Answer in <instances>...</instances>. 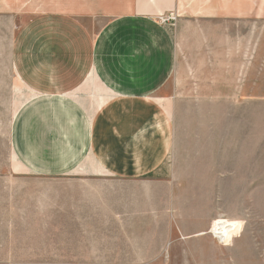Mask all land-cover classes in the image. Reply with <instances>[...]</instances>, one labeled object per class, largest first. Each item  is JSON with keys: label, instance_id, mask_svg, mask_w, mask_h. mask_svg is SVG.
Segmentation results:
<instances>
[{"label": "crops", "instance_id": "1", "mask_svg": "<svg viewBox=\"0 0 264 264\" xmlns=\"http://www.w3.org/2000/svg\"><path fill=\"white\" fill-rule=\"evenodd\" d=\"M242 11H256V0H0L10 69L29 96L11 129L19 168L44 178L118 181L139 197L81 200L72 240L85 247H72L65 263L56 249L54 264H175L163 248L176 216L174 103L163 90L177 50L173 27L157 18L219 21ZM92 76L103 95L88 108L75 95L87 92ZM143 239L158 242L93 248L94 240Z\"/></svg>", "mask_w": 264, "mask_h": 264}, {"label": "rangeland", "instance_id": "2", "mask_svg": "<svg viewBox=\"0 0 264 264\" xmlns=\"http://www.w3.org/2000/svg\"><path fill=\"white\" fill-rule=\"evenodd\" d=\"M240 14L219 21L157 18L173 27L177 50L163 90L174 103L176 215L163 248L175 264H264V0ZM6 24L0 20V264H54L56 249L65 263L72 247H85L72 240V211L81 200L139 197L118 181L22 172L10 137L29 96L10 69ZM87 85L75 97L93 108L102 90L94 76ZM222 220L230 223L225 247L211 234ZM157 242L94 240L93 248L130 251Z\"/></svg>", "mask_w": 264, "mask_h": 264}, {"label": "bare ground", "instance_id": "3", "mask_svg": "<svg viewBox=\"0 0 264 264\" xmlns=\"http://www.w3.org/2000/svg\"><path fill=\"white\" fill-rule=\"evenodd\" d=\"M230 223L228 221L222 220L219 224H216L211 230L216 238H218L220 244L224 247L230 244Z\"/></svg>", "mask_w": 264, "mask_h": 264}, {"label": "built area", "instance_id": "4", "mask_svg": "<svg viewBox=\"0 0 264 264\" xmlns=\"http://www.w3.org/2000/svg\"><path fill=\"white\" fill-rule=\"evenodd\" d=\"M212 236L214 237V238H216L213 234H212ZM216 240H218V238H216ZM219 241V240H218ZM220 243V242H219Z\"/></svg>", "mask_w": 264, "mask_h": 264}]
</instances>
